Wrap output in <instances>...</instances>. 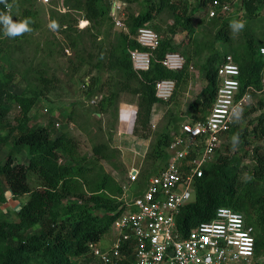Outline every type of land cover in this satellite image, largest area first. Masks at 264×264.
<instances>
[{
  "label": "trees",
  "instance_id": "16d2710c",
  "mask_svg": "<svg viewBox=\"0 0 264 264\" xmlns=\"http://www.w3.org/2000/svg\"><path fill=\"white\" fill-rule=\"evenodd\" d=\"M73 1L75 10L83 11L85 18L95 23L96 27H101L111 13L110 0ZM149 1L147 9L138 16L131 14L122 19L125 30L119 34L107 56L101 49L94 56L97 60L90 68L98 74L93 76L89 85L84 84L88 96L96 91L103 93L93 114L112 113L117 118L124 94L137 103L134 134L151 141L145 160L152 161L154 169L140 172L139 179L133 184L134 195H140L148 180L164 168H155V164L167 162L169 146L180 131L171 128L174 124L171 117L170 126L158 133L152 143L153 109L156 104H164L156 97V83L171 79L180 86L186 70L174 72L161 64L167 53L176 52L180 46L171 37L161 38V44L154 52L155 58L146 72L134 70L129 50L142 49L135 39L138 29L149 25L154 14L165 8L174 13L175 24L170 27L173 35L178 28L193 31L191 18L185 12H179L172 0ZM214 1L198 0L191 13L194 15L202 9L209 15ZM240 1L250 20L257 16L264 3L263 0ZM24 2H16L13 16L20 4L24 6ZM24 14L28 16L27 8ZM67 18L68 14L62 16L63 20ZM211 21L219 30L211 44H204V48L209 50L202 67L206 73V86L203 94L190 106V111H195L190 122L205 120L211 111L217 97V66L226 54H231L239 65L242 93L250 87L261 88L264 58L260 48L263 45L245 33L244 43L232 50L229 12L223 13L218 9ZM4 31V25L0 23V36ZM220 46H228L230 50H221ZM5 48L7 43L0 37V178L6 184L0 201L4 203L11 197L24 195L29 196V200L19 210L17 221L0 215V264H103L89 253V243L99 246L101 240L112 233L114 222L123 213L125 203L122 199L123 185L107 173L101 163L109 162L118 169L111 159L119 158L120 151L112 149L109 142L100 143L94 146L93 157L81 156L68 129L73 120L79 123V116L76 118L74 112L64 122L68 131L58 135L51 132V127H32L29 124L31 110L38 99L52 92L61 80L57 76L48 77L40 67L39 70L33 68V73L37 75L31 81L36 86L35 95L14 94L10 88L16 72L7 59ZM94 57L88 60L89 65ZM79 62L86 63L83 55L79 56ZM105 68L110 74L102 83L101 72ZM259 105L262 111L264 101L261 100ZM16 109V114L11 116ZM79 125L82 133L89 131L81 123ZM225 136H234L238 143L243 144L242 155L224 156L217 151L214 161L196 180L195 200L181 209L177 226L182 236L186 237L192 229L211 221L221 207L244 213L247 224L255 228V261L256 257L264 255V149L252 146L253 142L264 141V112L256 122L245 128L235 123ZM63 157L65 161H62ZM242 157H250L252 165L241 169ZM123 165L121 162V167ZM132 249V244L124 247L127 259L123 264L132 262Z\"/></svg>",
  "mask_w": 264,
  "mask_h": 264
},
{
  "label": "rangeland",
  "instance_id": "374dc122",
  "mask_svg": "<svg viewBox=\"0 0 264 264\" xmlns=\"http://www.w3.org/2000/svg\"><path fill=\"white\" fill-rule=\"evenodd\" d=\"M120 1L122 2V14L120 15L122 19L131 14L138 16L150 4L149 0ZM154 1L157 2L158 0ZM172 2L177 4L179 12H185L191 18L193 31L189 32L183 28H178L176 34L173 35L170 27L175 24V18L174 13L168 8L160 13L156 12L154 19L149 23V27L157 31L161 38H173L174 42L180 45L175 53L182 54L186 60V69L184 68L186 73L184 72L185 75L180 86H177V81L174 80L176 89L172 98L164 104L161 103L162 108L160 105H156L158 111L163 110L162 114L158 113V116L163 115L164 117L155 128H152V143L158 133L170 126L171 117L174 121L171 128H176V130H180L181 125L192 118V112L195 111H190V106L203 94L206 86V73L202 67L208 58L209 50L204 48V44H211L219 30V27L213 25L210 15H207L202 9L194 15L191 13L192 9L198 5V0H172ZM74 4L75 1L73 0H25L24 6L22 7L20 4L15 10L12 19L16 22L27 20L30 30L17 36L5 35L4 31L0 37L7 43V48H5L7 59L16 72L14 83L10 88L11 92L16 95H35L36 86L31 81H34L37 75L33 73V68L36 70L42 68L48 77L57 76L61 80V83L52 92L38 99L30 112L31 121L29 124L32 127H51V132L58 135L68 131L64 122L68 119V115L74 112L76 118L77 115L79 116L78 122L87 127L89 131L82 133L79 123L72 119L71 137L76 141L77 151L81 156L93 157V148L100 143L109 142L112 149L120 151L121 144L115 141L118 134V125L116 124L118 117L116 118L112 113L106 115L93 114L98 106L99 98L103 97V93L96 91L94 95L88 96L84 91V84L89 85L93 76L98 74L97 71L92 72L90 68L96 63L97 58L94 56L99 53L100 49L103 50L104 56H107L118 40L119 34L125 28L116 25L111 13L106 17L101 27H96L95 23L85 18L83 11L75 10ZM26 8L28 9V16L24 14ZM67 14L68 18L63 20L62 16ZM229 18L231 24L233 21L243 23V27L240 29L230 27L232 31L230 48L232 47V50L244 43L243 35L245 33L254 37L257 42L264 46V3L257 16L250 20L241 6V1L235 0L229 11ZM53 23L56 24L55 28L51 26ZM230 48L220 46V49L225 51H229ZM81 55L85 57V64L79 62ZM92 56L95 60L89 65L88 60ZM101 73V82L103 83L110 73L106 68ZM261 100L264 101V94L254 96L244 113L238 116L236 124L245 128L256 122L257 118L264 112V106L262 111L259 110ZM124 101L135 100L124 94L122 95V102ZM17 111L16 109L11 116H14ZM57 123L61 124L60 128L57 127ZM256 146L264 149V141L253 142L252 147ZM242 147L243 144L238 143L234 136H224L218 153L224 156L242 155ZM120 154L118 155L119 158L113 157L111 159V163H115L118 169L113 168L106 161L101 164L107 173L111 174L126 188L124 190L127 199H130L134 185L129 182L128 169L125 165L121 167L123 160L122 154ZM2 155H5V151L2 152ZM65 157L69 162V158L66 155ZM141 158L139 162H136V169L139 172L154 169L152 168V161H146L144 157ZM63 160L65 161L64 157ZM166 164L167 162L162 164L157 162L155 168L165 167ZM247 165H252L250 157H242L241 169ZM0 183L2 184V187L0 186L1 194L6 184L2 178H0ZM28 200L29 196L24 195L17 198L11 197L4 203L0 201V215H4L10 221H17L19 210ZM112 239H114V234L110 232L101 240L99 247L111 246ZM253 264H264V255L256 257Z\"/></svg>",
  "mask_w": 264,
  "mask_h": 264
},
{
  "label": "built area",
  "instance_id": "2783aa9c",
  "mask_svg": "<svg viewBox=\"0 0 264 264\" xmlns=\"http://www.w3.org/2000/svg\"><path fill=\"white\" fill-rule=\"evenodd\" d=\"M18 0L0 2V13L13 17ZM226 0H215L209 15L218 9L227 13L232 5ZM111 16L119 27H124L122 2L110 0ZM142 49L129 50L136 72L150 69L154 52L161 44V36L149 25L138 29L135 36ZM264 58V46L260 48ZM161 64L174 72L183 71L186 60L182 54L167 53ZM217 97L205 120L187 121L168 149L166 166L146 183L140 195L131 194L125 209L113 225L114 240L109 248L89 243V253L103 264H123L127 259L124 247L133 245L130 264H253L256 248L255 228L247 224L245 216L229 207L219 208L211 221L192 229L186 237L177 226V217L183 207L195 200V183L204 174L205 167L214 161L222 138L236 123L238 116L247 109L256 95L264 94V68L261 88L241 91L240 68L231 54L224 55L217 66ZM176 89L171 79L156 83V97L168 102ZM57 127H61L57 123ZM68 129L73 130L72 123ZM140 172H129L132 185ZM124 187V186H123ZM124 189H126L124 187ZM129 244V246H128ZM130 250V248H129ZM128 250V251H129Z\"/></svg>",
  "mask_w": 264,
  "mask_h": 264
},
{
  "label": "crops",
  "instance_id": "0c3cea01",
  "mask_svg": "<svg viewBox=\"0 0 264 264\" xmlns=\"http://www.w3.org/2000/svg\"><path fill=\"white\" fill-rule=\"evenodd\" d=\"M156 105H160V108H162L161 103ZM156 105L153 109L152 116V124L155 127L160 123V121H162L164 117L163 115L158 116V113L162 114L163 110L158 111V109H156ZM137 113L138 106L136 101H124L120 104L117 126L118 134L115 138V141L121 144L119 149L122 154L123 164L129 172L133 169H136V162H139L142 159L141 157L145 158L151 142L149 140H143L134 134ZM113 240L114 239H112V241ZM109 247L110 246H107L106 248Z\"/></svg>",
  "mask_w": 264,
  "mask_h": 264
},
{
  "label": "clouds",
  "instance_id": "9594fccd",
  "mask_svg": "<svg viewBox=\"0 0 264 264\" xmlns=\"http://www.w3.org/2000/svg\"><path fill=\"white\" fill-rule=\"evenodd\" d=\"M0 2H3V0H0ZM0 23L4 25L5 35H8V36H17L24 31L30 30L28 28L27 20L23 22L13 21L12 16L8 13H0ZM51 26L55 28L56 24L53 23ZM232 27L234 29H240L243 27V23L239 21H233ZM153 127L155 126L153 125Z\"/></svg>",
  "mask_w": 264,
  "mask_h": 264
},
{
  "label": "water",
  "instance_id": "95a60500",
  "mask_svg": "<svg viewBox=\"0 0 264 264\" xmlns=\"http://www.w3.org/2000/svg\"><path fill=\"white\" fill-rule=\"evenodd\" d=\"M97 115V114H96Z\"/></svg>",
  "mask_w": 264,
  "mask_h": 264
}]
</instances>
